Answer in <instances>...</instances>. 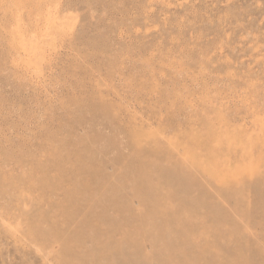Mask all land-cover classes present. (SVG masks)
<instances>
[{
	"label": "rangeland",
	"instance_id": "rangeland-1",
	"mask_svg": "<svg viewBox=\"0 0 264 264\" xmlns=\"http://www.w3.org/2000/svg\"><path fill=\"white\" fill-rule=\"evenodd\" d=\"M0 264H264V0H0Z\"/></svg>",
	"mask_w": 264,
	"mask_h": 264
},
{
	"label": "bare ground",
	"instance_id": "bare-ground-1",
	"mask_svg": "<svg viewBox=\"0 0 264 264\" xmlns=\"http://www.w3.org/2000/svg\"><path fill=\"white\" fill-rule=\"evenodd\" d=\"M152 160H153V159H152ZM152 162H153V161H152ZM152 165H153V164H152ZM152 165H151V166H152ZM198 166H199V165H198ZM147 169H148V168H147ZM200 169H201V167H200ZM220 170H221V169H220ZM202 171H203V170H202ZM147 172H148V171H147ZM217 172H218V170H217ZM221 172H222V171H221ZM221 172H220V173H221ZM199 173H200V172H199ZM214 174H215V173H214ZM212 175H213V174H212ZM217 175H218V174H217ZM220 175H221V174H220ZM222 179H223V178H222ZM227 180H228V179H227ZM220 182H221V181H220Z\"/></svg>",
	"mask_w": 264,
	"mask_h": 264
}]
</instances>
